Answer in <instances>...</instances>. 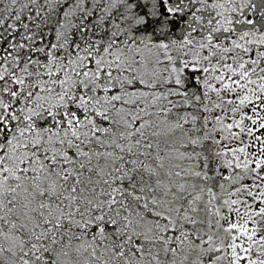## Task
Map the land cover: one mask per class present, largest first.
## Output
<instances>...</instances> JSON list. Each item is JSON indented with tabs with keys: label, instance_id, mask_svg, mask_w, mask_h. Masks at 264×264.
Wrapping results in <instances>:
<instances>
[{
	"label": "snow or ice",
	"instance_id": "snow-or-ice-1",
	"mask_svg": "<svg viewBox=\"0 0 264 264\" xmlns=\"http://www.w3.org/2000/svg\"><path fill=\"white\" fill-rule=\"evenodd\" d=\"M0 264H264V0H0Z\"/></svg>",
	"mask_w": 264,
	"mask_h": 264
}]
</instances>
